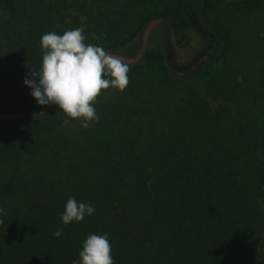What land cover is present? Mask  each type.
Wrapping results in <instances>:
<instances>
[{"label": "trees", "instance_id": "16d2710c", "mask_svg": "<svg viewBox=\"0 0 264 264\" xmlns=\"http://www.w3.org/2000/svg\"><path fill=\"white\" fill-rule=\"evenodd\" d=\"M169 1L0 0V112L38 105L24 79L42 63V35L82 27L85 43L131 49L153 18L181 13L185 23L187 0ZM214 3L198 43L179 29L189 51L211 54L177 70L161 52L128 66L122 94L135 98L102 106L97 97L103 124L79 148L55 140L59 152L44 153L47 135L71 119L63 110L0 125V264H72L91 233L108 235L115 264H264V64L235 73L210 22L259 0ZM38 160L61 173L28 171ZM73 196L95 212L64 224Z\"/></svg>", "mask_w": 264, "mask_h": 264}, {"label": "clouds", "instance_id": "9594fccd", "mask_svg": "<svg viewBox=\"0 0 264 264\" xmlns=\"http://www.w3.org/2000/svg\"><path fill=\"white\" fill-rule=\"evenodd\" d=\"M86 39L82 27L63 34L49 32L42 35V63L24 79L38 105H56L66 116L81 119L84 127L99 120L95 103L102 89L111 86L124 90L129 83L128 65L102 47L85 43ZM94 212L91 203L78 201L73 196L66 202L61 219L64 224L79 223ZM62 231L58 230L55 235L61 236ZM72 264H115L108 235L89 234L79 259L73 260Z\"/></svg>", "mask_w": 264, "mask_h": 264}, {"label": "rangeland", "instance_id": "374dc122", "mask_svg": "<svg viewBox=\"0 0 264 264\" xmlns=\"http://www.w3.org/2000/svg\"><path fill=\"white\" fill-rule=\"evenodd\" d=\"M159 1L161 2L158 5L159 7L170 4L169 0ZM192 1L196 2L195 8H198L199 15V18H196V15L191 16L192 23L197 21L199 23V21H201V13L204 12V14H206V12L211 7L216 5L214 0H187L189 4ZM258 5L260 7L251 13L239 12L229 16L218 14L216 17L212 16L213 19L210 20L214 28H216L218 32H220V34L227 40V58L230 61V65L233 67L232 69L235 71V73H241L242 75H255L264 64V39H261V36L264 35V0H259ZM139 13L140 11L135 12L131 19H134V17ZM183 16V14L177 13L151 19L145 25L143 31L139 35L137 43L138 50L135 52L134 56L129 55L132 53V48L124 49L123 52L117 51L115 49L105 51L118 57L124 64H127L128 66L141 63L148 56V54L155 56L156 53L161 52L162 54H165L167 60L170 62L171 68L173 70H177L176 64L179 60L177 61L175 56V48L177 51H179L178 49L184 48L187 36L181 35L179 33V29H184L186 34L195 35L194 38H196H193L192 40V42L195 41V43H198V34L195 33V31L196 29H201V26L191 28L189 25V27H186L185 23L189 24V19H185V23L181 22ZM160 25L163 26L158 27ZM160 28L161 30L165 29L161 35H159ZM202 40L203 39L200 37L199 42L201 43ZM201 58V56L197 57L194 66L199 64L198 60ZM125 89V91L129 92L127 94H130L131 91L127 88ZM124 90H120L119 88H114L111 86L108 89H102L101 94L98 96V100H100L102 106L111 104H120L123 106L124 102H128L130 104L131 98L134 99L135 96H125V93L122 94ZM149 101L155 103L159 100L155 99V97H149ZM101 105H99L97 108L95 107L97 113H100L98 108L102 109ZM58 110L59 108L56 105H33L18 110L0 112V125L33 119L43 115L46 116L49 114H54ZM99 120H93L89 122L88 127H84L82 125L81 119L71 118L66 126L59 128V131H53L47 135L46 139L44 140L46 141L45 145H47L48 149L45 150L44 153L47 151L49 154H55L56 150L59 152V149H57L55 146V140L58 141L60 145H65V148L67 147L65 144L67 141L75 140L72 142H74L76 147L79 148L83 141L78 137L93 138L98 134L96 131L98 127L103 124V116L99 117ZM78 126L84 129H91L81 130L80 128H77ZM65 151L61 152L62 155L71 159L72 157L70 152ZM35 165L36 166L32 168L28 167L27 170L34 172L36 175L48 174L50 177H53L60 172V170L57 171V169L50 167L48 164L41 163L40 160H38Z\"/></svg>", "mask_w": 264, "mask_h": 264}, {"label": "flooded vegetation", "instance_id": "af4514ba", "mask_svg": "<svg viewBox=\"0 0 264 264\" xmlns=\"http://www.w3.org/2000/svg\"><path fill=\"white\" fill-rule=\"evenodd\" d=\"M195 6H196V2L195 1H192L190 4L187 1L185 2L184 8H185V11H187V14H185V19H189L191 28H196L198 26H201V29H196V31H195V33L198 34L199 32H204V29H206L208 27V25L206 23L201 22V21H199V23H198V21L197 22H193L195 25L191 22V16L196 15V18L197 17L199 18L198 8H195ZM161 26H163V25H160L158 27H161ZM165 29H166V27H165ZM165 29L161 30V28H160L159 35L163 34ZM137 43H138V41L136 42L134 48L131 49L132 53L129 54L130 56H134L135 52L138 50ZM123 50L124 49H121L120 52H123ZM178 50L179 51H177L176 48H175V53H176L175 56L177 58V61L179 60L177 62V64H176L177 65V69H179V68L182 69L183 67L187 66L186 64H189V63H190V65H194L195 62H196L197 57H199V56H201L203 54H209V55L211 54V52H210L211 46H209V45L197 46L192 51H189L186 46L184 48L178 49ZM213 51H214V49H213ZM187 60L188 61L191 60V61L189 63L183 64L184 61L186 62Z\"/></svg>", "mask_w": 264, "mask_h": 264}, {"label": "water", "instance_id": "95a60500", "mask_svg": "<svg viewBox=\"0 0 264 264\" xmlns=\"http://www.w3.org/2000/svg\"><path fill=\"white\" fill-rule=\"evenodd\" d=\"M58 111H59V110H58ZM58 111H56V112H58ZM56 112H55V113H56ZM43 116H44V115H43Z\"/></svg>", "mask_w": 264, "mask_h": 264}]
</instances>
